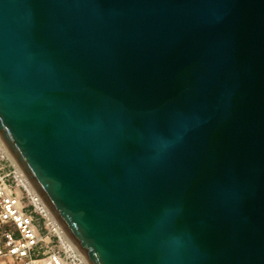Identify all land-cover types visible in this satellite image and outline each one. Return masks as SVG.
<instances>
[{"label": "water", "instance_id": "obj_1", "mask_svg": "<svg viewBox=\"0 0 264 264\" xmlns=\"http://www.w3.org/2000/svg\"><path fill=\"white\" fill-rule=\"evenodd\" d=\"M0 137L89 264H264V0H0Z\"/></svg>", "mask_w": 264, "mask_h": 264}, {"label": "built area", "instance_id": "obj_2", "mask_svg": "<svg viewBox=\"0 0 264 264\" xmlns=\"http://www.w3.org/2000/svg\"><path fill=\"white\" fill-rule=\"evenodd\" d=\"M4 159L0 152V264H89L79 248L64 237L56 217L50 219L37 206L18 173L6 171Z\"/></svg>", "mask_w": 264, "mask_h": 264}, {"label": "bare ground", "instance_id": "obj_3", "mask_svg": "<svg viewBox=\"0 0 264 264\" xmlns=\"http://www.w3.org/2000/svg\"><path fill=\"white\" fill-rule=\"evenodd\" d=\"M0 152L2 153L3 156L7 157L12 162V164L15 166L16 172L18 173V178H19L21 184H23V186H25L30 191L33 199L35 200V203L37 204V206L40 207L41 210L46 211L48 213L50 219H53V213L51 212V210L49 209V207L47 206L45 201L42 199L40 194L36 191L34 186L31 184L30 180L28 179L26 174L23 172L22 168L20 167V165L18 164V162L16 161L15 157L13 156L11 151L8 149L6 144L3 142L1 137H0ZM57 231H58V229H57ZM63 231H64V233H63L64 237L68 240V242L73 247H75L74 246L75 243L72 241V239L66 233V231L65 230H63Z\"/></svg>", "mask_w": 264, "mask_h": 264}, {"label": "rangeland", "instance_id": "obj_4", "mask_svg": "<svg viewBox=\"0 0 264 264\" xmlns=\"http://www.w3.org/2000/svg\"><path fill=\"white\" fill-rule=\"evenodd\" d=\"M2 163L4 164L6 171H11V172H13V173H14V171L16 172V168H15V166L12 164V162H11L7 157H5V159L2 161ZM16 173H17V172H16ZM15 175H16V174H15ZM12 179H13V178H12ZM15 182H16V181H15ZM23 191H24V190H23ZM24 196H25V198H24L25 202L29 204V199L27 198V194H26L25 191H24ZM37 217H38V223H39V225H40L41 227H43V226H44L43 219H42L41 216H39V215H38ZM44 231H45V229H44Z\"/></svg>", "mask_w": 264, "mask_h": 264}]
</instances>
